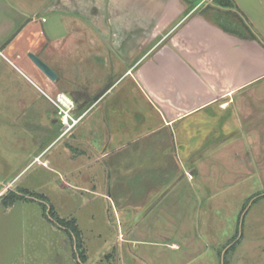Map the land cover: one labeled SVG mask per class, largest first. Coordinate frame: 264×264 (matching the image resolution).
I'll return each mask as SVG.
<instances>
[{"label":"crops","instance_id":"1","mask_svg":"<svg viewBox=\"0 0 264 264\" xmlns=\"http://www.w3.org/2000/svg\"><path fill=\"white\" fill-rule=\"evenodd\" d=\"M211 1L0 0V57L40 93L44 74L28 53L58 81L60 64L64 92L43 84L77 106L73 75L104 74L108 59V75L119 76L69 133L81 146L65 145L63 172L67 187L81 181L85 194L113 198L119 216L130 212L131 242L156 252V264L182 260L174 254L188 249L198 203L247 179L258 166L249 152L264 151V0H232V11ZM84 12L101 35L72 33V15ZM222 12L241 14L257 39L225 32ZM231 122L240 135L216 145Z\"/></svg>","mask_w":264,"mask_h":264},{"label":"rangeland","instance_id":"2","mask_svg":"<svg viewBox=\"0 0 264 264\" xmlns=\"http://www.w3.org/2000/svg\"><path fill=\"white\" fill-rule=\"evenodd\" d=\"M84 13L72 15V33L101 35L104 28L95 27L92 13ZM49 25L50 22L44 25L45 29ZM54 31L65 34L66 30L58 26ZM45 54L46 58L51 57ZM101 61L104 74L72 76L71 92L80 99L78 106L73 102V117H82L83 111L118 79L117 75H108L106 66L110 61ZM55 66L61 80L52 83L42 75V81L56 84V91L62 93L63 69L60 64ZM43 83L38 84L41 94L0 57V264H156V252L140 249L131 242L129 225L137 220L127 218L130 212L119 216L113 198L85 194L80 190L84 187L81 181L74 179L78 181L74 188L66 186L69 179L63 172L64 148L73 142L69 140L73 134L62 135L57 111L48 99L54 94ZM115 94L116 91L108 97ZM230 125L233 132L216 145L240 135L234 131L235 123ZM72 144L78 149L81 146L77 142ZM249 157L258 166L256 170L249 169L247 179L198 203L196 228L192 235L183 236L188 249L174 254L182 257L175 264H222V253L236 238L239 241L235 248L224 253L226 264H264V151L257 156L249 152ZM18 189L41 194L46 203L25 197L6 206L4 196ZM43 204L51 205L59 218L76 220L83 262L78 261L74 238L47 218ZM160 262L173 263L168 255Z\"/></svg>","mask_w":264,"mask_h":264},{"label":"trees","instance_id":"3","mask_svg":"<svg viewBox=\"0 0 264 264\" xmlns=\"http://www.w3.org/2000/svg\"><path fill=\"white\" fill-rule=\"evenodd\" d=\"M211 7L217 8V10H227L232 11L235 9V5L232 0H212L211 1ZM206 11V10H205ZM223 13V12H222ZM226 15V16H225ZM223 16H221L222 19H224L226 22L220 23V27L227 33L236 35L242 39L247 40H255L257 39V35L253 32L252 28L249 26V24L246 22V20L243 18L241 14L237 15L235 20H232L229 18V13H223ZM223 20V21H224ZM27 197V199L32 200H41L46 203V198L37 193H33L28 191L27 189H18L17 191L10 190L8 193L4 196L3 202L6 206H12L17 200ZM46 207L49 208V216L51 219H48L54 223L58 228L67 231L73 238L75 243V251L79 254V259L83 262L84 258L83 255H81V241H80V232L78 229V225L76 223L75 219H62L59 218L53 207L51 205L43 204ZM239 239H235L232 242V245L229 247L228 250H226L225 255L233 250L238 243ZM225 255L223 264H226L225 262Z\"/></svg>","mask_w":264,"mask_h":264},{"label":"built area","instance_id":"4","mask_svg":"<svg viewBox=\"0 0 264 264\" xmlns=\"http://www.w3.org/2000/svg\"><path fill=\"white\" fill-rule=\"evenodd\" d=\"M48 99L57 111L62 135L70 133L81 120V117H73L72 115L74 109L73 102L69 99L67 100L63 94H57Z\"/></svg>","mask_w":264,"mask_h":264},{"label":"water","instance_id":"5","mask_svg":"<svg viewBox=\"0 0 264 264\" xmlns=\"http://www.w3.org/2000/svg\"><path fill=\"white\" fill-rule=\"evenodd\" d=\"M27 57L44 74V76L47 77L51 82H55L58 79L57 74L45 62H43L38 56H36L33 53H28ZM46 215L49 219H51V217L49 216V208L48 207L46 210ZM225 252H226V250L222 253V260H221L222 264H223V255ZM78 261L80 262L79 257H78Z\"/></svg>","mask_w":264,"mask_h":264}]
</instances>
